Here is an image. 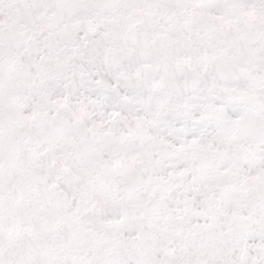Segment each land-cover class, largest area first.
Instances as JSON below:
<instances>
[{
  "label": "snow or ice",
  "instance_id": "6c2138e0",
  "mask_svg": "<svg viewBox=\"0 0 264 264\" xmlns=\"http://www.w3.org/2000/svg\"><path fill=\"white\" fill-rule=\"evenodd\" d=\"M0 264H264V0H0Z\"/></svg>",
  "mask_w": 264,
  "mask_h": 264
}]
</instances>
